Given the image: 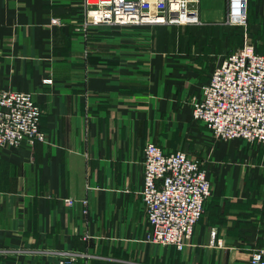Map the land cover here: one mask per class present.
Masks as SVG:
<instances>
[{
	"label": "crops",
	"instance_id": "crops-1",
	"mask_svg": "<svg viewBox=\"0 0 264 264\" xmlns=\"http://www.w3.org/2000/svg\"><path fill=\"white\" fill-rule=\"evenodd\" d=\"M228 12L229 0H200L199 23L119 26L86 22L83 0H0V88L32 93L47 134L0 145V264H60L75 251L78 264H249L264 248V151L216 141L193 116L240 33L264 52V0H250L243 30ZM149 142L199 159L212 182L182 250L145 240ZM65 198H87L88 212Z\"/></svg>",
	"mask_w": 264,
	"mask_h": 264
},
{
	"label": "built area",
	"instance_id": "built-area-1",
	"mask_svg": "<svg viewBox=\"0 0 264 264\" xmlns=\"http://www.w3.org/2000/svg\"><path fill=\"white\" fill-rule=\"evenodd\" d=\"M248 0H242L234 18L236 0H229L228 22L242 29L248 24ZM200 0H83L86 22L119 26L195 24L200 22ZM243 43L215 67L201 96L194 101L193 116L204 123L216 141L242 139L264 144V52L257 49L244 30ZM51 81V80H46ZM44 109L32 93L0 88V145L14 148L45 141L40 128ZM143 185L140 190L146 219L151 226L145 240L184 249L202 217L212 192L204 164L185 151L166 154L149 142L144 148ZM68 205L80 202L88 212L89 201L65 198ZM212 241L218 229H211ZM85 254L69 253L60 264H78ZM249 264H264V248L252 253Z\"/></svg>",
	"mask_w": 264,
	"mask_h": 264
},
{
	"label": "rangeland",
	"instance_id": "rangeland-1",
	"mask_svg": "<svg viewBox=\"0 0 264 264\" xmlns=\"http://www.w3.org/2000/svg\"><path fill=\"white\" fill-rule=\"evenodd\" d=\"M249 2L248 3H250V0H248ZM249 12V11H248ZM237 28V30H243V29H241V28H239V27H235V29ZM240 35L242 36L243 34H241L240 33ZM241 46V45H240ZM239 46V47H240ZM240 141H242L243 143H244V145L245 146H247V148L248 149H251L252 147V145H251V143H247L246 141H244V140H242V139H239ZM259 147H260V149H259V151H258V153H256V156H260V152L261 151H264V144H259L258 145ZM255 148V147H254ZM253 148V149H254ZM253 154L251 155V158L253 157V155H254V152H252ZM257 162V161H256ZM258 163V165L256 166V167H259V170H260V174H263V177H264V164H262L261 162H257ZM234 166H235V164L234 163H231L229 166H228V168H230V167H233L234 168ZM229 171H231V170H229ZM261 182H263V180H261Z\"/></svg>",
	"mask_w": 264,
	"mask_h": 264
},
{
	"label": "bare ground",
	"instance_id": "bare-ground-1",
	"mask_svg": "<svg viewBox=\"0 0 264 264\" xmlns=\"http://www.w3.org/2000/svg\"><path fill=\"white\" fill-rule=\"evenodd\" d=\"M241 3H242V0H236V12H235V15H234V18L235 19H238L239 18V15H240V9H241Z\"/></svg>",
	"mask_w": 264,
	"mask_h": 264
},
{
	"label": "trees",
	"instance_id": "trees-1",
	"mask_svg": "<svg viewBox=\"0 0 264 264\" xmlns=\"http://www.w3.org/2000/svg\"><path fill=\"white\" fill-rule=\"evenodd\" d=\"M248 11H249V3H248Z\"/></svg>",
	"mask_w": 264,
	"mask_h": 264
}]
</instances>
